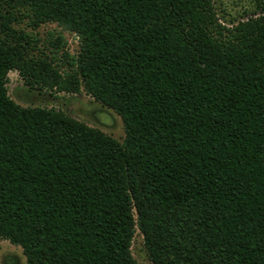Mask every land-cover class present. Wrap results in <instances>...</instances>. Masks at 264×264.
Segmentation results:
<instances>
[{
    "label": "trees",
    "instance_id": "1",
    "mask_svg": "<svg viewBox=\"0 0 264 264\" xmlns=\"http://www.w3.org/2000/svg\"><path fill=\"white\" fill-rule=\"evenodd\" d=\"M23 17L79 36L71 73L30 53ZM13 70L32 89L84 88L123 140L20 105ZM138 230L152 264H264V14L226 25L214 0H0V239L27 264H145Z\"/></svg>",
    "mask_w": 264,
    "mask_h": 264
},
{
    "label": "rangeland",
    "instance_id": "2",
    "mask_svg": "<svg viewBox=\"0 0 264 264\" xmlns=\"http://www.w3.org/2000/svg\"><path fill=\"white\" fill-rule=\"evenodd\" d=\"M214 1L220 20L226 25L264 14V5H260V0ZM14 26L32 37L30 50L32 55L47 56L57 63L63 73H71L75 69L70 63L80 51V39L77 34L51 22L34 27L28 17L15 22ZM60 35L63 36L61 43L57 41ZM7 88L11 98L22 106L55 107L90 126L101 128L119 141L125 136L121 117L112 109L104 108L84 88L78 93L32 89L16 70L9 73ZM131 248L133 256L139 262L152 264L144 237L139 230ZM5 255L16 256L20 264H27L21 246L13 244L8 239H0V264H3Z\"/></svg>",
    "mask_w": 264,
    "mask_h": 264
}]
</instances>
